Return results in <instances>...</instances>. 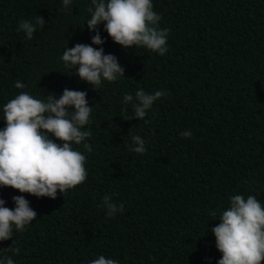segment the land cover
<instances>
[{
  "label": "trees",
  "instance_id": "16d2710c",
  "mask_svg": "<svg viewBox=\"0 0 264 264\" xmlns=\"http://www.w3.org/2000/svg\"><path fill=\"white\" fill-rule=\"evenodd\" d=\"M152 3L159 27L170 30L163 56L123 48L103 23L97 31L105 42L92 45L91 0L68 8L63 0H0V130L3 106L22 91L37 99L85 91L92 107L82 129L92 150L73 145L86 157L84 183L56 199L0 187L5 207L14 209L12 198L23 195L37 213L0 241L19 255L0 252V260L91 264L103 255L119 264H217L222 253L211 229L230 198L255 195L264 206V0ZM37 15L45 23L29 40L19 25ZM77 43L114 55L124 76L96 89L81 81L61 59ZM17 81L26 87L16 89ZM141 88L165 91L143 120L123 102ZM133 135L144 139V154L130 150ZM106 195L123 211L109 216Z\"/></svg>",
  "mask_w": 264,
  "mask_h": 264
},
{
  "label": "clouds",
  "instance_id": "9594fccd",
  "mask_svg": "<svg viewBox=\"0 0 264 264\" xmlns=\"http://www.w3.org/2000/svg\"><path fill=\"white\" fill-rule=\"evenodd\" d=\"M71 0H63L68 8ZM90 19L87 28L96 34L92 45H102L98 26L103 23L111 39L125 49L133 46L144 47L163 56L167 51L169 29H161V16L153 10L152 0H91L88 9ZM44 18L37 15L35 23L24 20L19 30L32 39L37 28L42 29ZM69 69L75 67L81 81L99 88L103 81L114 82L124 76V69L112 54H104L103 48L77 43L66 49L61 57ZM16 89L26 85L17 81ZM165 95V91L147 93L143 88L133 95L124 96L125 104H132L135 118L143 120L155 101ZM74 109V110H73ZM92 107L88 105L85 91L64 89L59 99L54 93L46 99H37L28 92H20L3 106V120L6 126L0 130V187H11L20 193L36 197L56 199L59 191L64 194L87 179L86 157L73 145H83L91 152L87 139L89 131L82 129L89 123ZM149 121L145 120V123ZM187 138L191 131L180 134ZM54 137V139L50 138ZM58 140L61 143H56ZM131 151L144 154L145 141L139 135L132 136ZM15 208L5 207L0 199V241L13 237V227L24 231L25 226L37 218L29 201L14 196ZM108 215L123 211L124 205L111 202V196L103 197V205ZM212 211L210 215L216 216ZM220 223L211 229L215 236L216 248L222 253L217 264H264V206L255 195L237 194L230 198L229 207L222 212ZM14 243V241H13ZM12 243V244H13ZM19 255L18 247L0 249ZM0 264H14L11 257H4ZM91 264H119L115 259L101 255Z\"/></svg>",
  "mask_w": 264,
  "mask_h": 264
}]
</instances>
